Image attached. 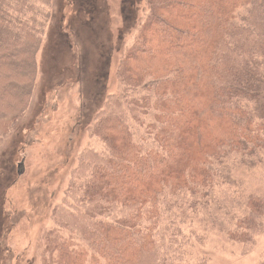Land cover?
Segmentation results:
<instances>
[{
  "label": "trees",
  "instance_id": "1",
  "mask_svg": "<svg viewBox=\"0 0 264 264\" xmlns=\"http://www.w3.org/2000/svg\"><path fill=\"white\" fill-rule=\"evenodd\" d=\"M141 2L87 128L101 150L79 152L39 264H208L201 224L238 244L264 229V188L236 177L264 170V0ZM50 6L0 0V142L30 105Z\"/></svg>",
  "mask_w": 264,
  "mask_h": 264
},
{
  "label": "rangeland",
  "instance_id": "2",
  "mask_svg": "<svg viewBox=\"0 0 264 264\" xmlns=\"http://www.w3.org/2000/svg\"><path fill=\"white\" fill-rule=\"evenodd\" d=\"M142 13L141 0H51L30 105L0 142V264H39L50 208L79 152L101 150L87 128L116 89L121 45ZM240 176L248 188H264L263 169ZM198 230L197 254L208 264H257L264 253V229L252 244Z\"/></svg>",
  "mask_w": 264,
  "mask_h": 264
},
{
  "label": "water",
  "instance_id": "3",
  "mask_svg": "<svg viewBox=\"0 0 264 264\" xmlns=\"http://www.w3.org/2000/svg\"><path fill=\"white\" fill-rule=\"evenodd\" d=\"M23 173V169L21 168V164L19 165V170H18V174H22Z\"/></svg>",
  "mask_w": 264,
  "mask_h": 264
}]
</instances>
